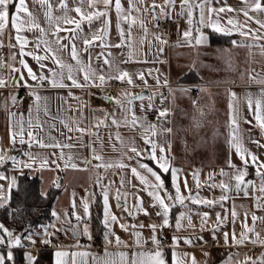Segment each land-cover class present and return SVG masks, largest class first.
<instances>
[{"label": "crops", "instance_id": "0c3cea01", "mask_svg": "<svg viewBox=\"0 0 264 264\" xmlns=\"http://www.w3.org/2000/svg\"><path fill=\"white\" fill-rule=\"evenodd\" d=\"M25 2L44 32L41 34L39 29L31 31L26 29L21 32L20 35L28 41L23 51L44 56L46 59L37 62L30 55L21 56V47L10 25L0 34V47L6 44L10 46L7 64L0 53V79L6 81L7 85L0 87V155L12 156L17 161L31 163L27 155L30 153L35 157L36 162L31 169L23 168L22 165H13L11 160H6L0 165V175L7 178L0 180V187L3 189L0 195H6L5 200L9 199V184L13 179L16 181L18 174L26 172L30 176L36 175L39 178L41 195L42 193L45 195L51 188L58 189L52 206L59 205L58 201L62 200L63 205L72 209L80 199H87L88 235H82L78 241L70 240L71 242L58 244L40 242L34 238L33 244L27 242L24 236L35 227L21 234L13 232L7 226L13 233L21 236L24 255L31 253L37 256L38 251H41L39 256L45 259L42 264H54L55 251L63 250L69 253L88 254L83 257L77 256V264H105L111 261L120 264L118 254L126 253L128 264H131L134 253L157 250L146 247L147 241L151 240L153 235L149 225L153 224L157 226L155 230L157 240H159L158 230L161 227H164L170 235V246L159 248L164 253L166 264H171L173 251L185 259V264H190L191 257H195L196 264H223L229 256L232 258L231 264H244L246 258L251 261L264 255V246L254 251L250 250L251 245L261 244L251 242L256 240L257 235L260 241H264V193L259 190L264 185V180L257 175V167L249 159L247 175L244 178L248 186L245 189L242 184L241 189L236 190L232 177L236 168L244 166L236 155L235 148L229 143L234 127L230 121L229 104L231 103L234 109L231 115H234L238 124L236 136L239 142L246 152L258 157V162H264V130L257 125L247 104V99L251 97L253 110L257 99H260L264 105V96H261L264 84L257 82L264 79V56L261 55V48L264 47V28L256 23V21L264 23V12L250 10L253 0H247V3L242 0H210L208 6L214 9L222 7L226 9L220 13L213 12L211 19L215 21L219 18L220 27L231 30L230 35L200 25L199 9L194 8L191 26L193 34L187 39L184 38L183 33L188 31L190 26L187 23V10H184L183 16L180 15L181 0H175L174 6L166 7L164 11L157 7L154 12L148 10L153 0H144L143 4L139 0H133L135 8L140 10L138 12L132 10L130 13L128 0H121L125 10L119 21L120 30L124 33L123 39L117 31L114 0L108 10V16L95 18L91 23L81 20L80 15L73 9L80 7L87 16L94 10H103L102 4L92 9L88 7V0H64L67 9H63L60 7L61 0H47V4L51 5L53 17L49 21L45 17L47 4L41 6L35 0H25ZM155 3L163 5L164 0H155ZM228 8L235 11H227ZM9 11L10 13L13 11L12 6ZM243 11H248L252 19H247ZM152 13L155 14V18ZM205 14L207 16V12ZM123 16H129V21H125ZM65 17L79 21L80 28L77 29L74 24H65ZM163 17H171L177 21V26L168 36L158 32L154 26L156 20ZM228 19L237 22L235 29L227 23ZM105 20L108 21L107 25ZM132 20L135 23H131ZM130 23L131 29H129ZM57 25L61 29L72 31L62 30L53 35ZM105 27L106 36L101 31ZM241 31L247 35L241 36ZM200 34L207 39L197 45L194 37ZM211 35L220 37L221 42H212ZM253 35L262 38L255 39ZM94 36H103L104 39L95 40L85 51L84 40H92ZM57 37L60 38L59 45L56 43ZM156 37L160 39L157 40ZM43 41L47 42V46L62 63L73 65V76L82 84L83 74L75 70L78 66L70 56L73 43L81 63L85 66L90 64L91 70L97 77L104 75L107 78L105 82L121 72L128 73L132 79L131 85L127 83V77L123 81L118 80L120 86L103 97L123 101L125 93L132 95L141 89H146L149 96L133 100L131 105L125 104L123 108L113 100L105 101L102 98L89 104L85 88L70 86L71 82L66 79L67 70L60 69L51 59V54L44 51ZM233 41L236 42L235 45ZM116 44L121 46H112ZM60 45L67 47L61 49ZM21 59L37 77L44 75L48 79L58 80L59 73L63 71L65 76L63 83L68 86L54 88L47 80L43 83L39 80L33 81L28 77L27 70L21 66ZM105 59L111 66L104 63ZM40 64L45 67L41 68ZM13 68L18 71L14 72ZM53 72L57 74L55 77L52 75ZM141 74L143 79L139 78ZM21 76L24 77L23 80L20 79ZM186 76L188 78L183 79ZM94 79L95 83L100 85V81L95 77ZM165 81L169 86H166ZM17 86H30L31 93L41 97L39 112L33 96L28 102L20 99ZM160 91L164 95H160ZM233 92L236 94L234 99L230 96ZM193 94L196 95V100L192 99ZM12 97L16 98L15 103ZM13 104L18 106L13 108ZM149 105L157 110L153 119L147 117ZM45 106L48 115L44 114ZM129 108L138 118L136 125L132 124ZM161 110H167L165 117L159 116ZM10 113L13 114L11 117ZM113 116L117 124L112 123ZM21 117H23L24 143L20 142L21 136L18 134ZM29 119L33 125L31 128L28 125ZM37 122L41 127L35 126ZM10 124L12 131L17 133L14 144L9 139ZM197 124L200 126L196 127ZM149 125H155V135ZM69 127L72 131L68 130ZM77 128L83 131H76ZM166 129L172 131L169 133L165 131ZM29 131H32L34 136L31 141L27 135ZM145 138L157 144V157L161 155L159 147H164L163 155L170 169L179 170L177 183L181 194L186 197L184 203L181 205L174 203V200H168L164 196V191L160 190V195L170 206L168 226H162L164 217L162 214L157 215L161 209L148 194L156 190L141 184L131 171L132 168H136L137 172L149 181V185L154 183V178L141 169L140 164L148 165L161 176L163 181L164 175H167L168 184L164 183L165 189L169 195L175 196L171 172L161 171L156 162L148 158L152 149L150 144L144 143ZM41 142L45 145L59 146L41 147ZM131 147H135L141 155L138 157L129 151ZM94 156L100 159H95ZM44 160L48 161V165L41 168V162ZM229 162L235 168L229 167ZM109 164L113 166L105 167ZM118 164H123L125 167H117ZM72 165L76 167L73 168ZM97 165L101 166L97 167ZM259 171L264 173V169ZM193 174L197 175L199 184L193 178ZM185 180H187V189L184 187ZM54 181L56 183H53ZM221 183L228 185L227 191L219 186ZM105 190L108 192L110 214L117 217L116 222H112L109 218L110 228H106L104 224ZM96 195L99 196L101 203L102 228L100 234L94 236L90 217L94 212ZM117 195L119 200L116 199ZM222 195H226L228 199L221 201ZM189 196L198 199L201 203H192L191 199H187ZM137 197L140 200V211L134 208ZM203 201H214V204H204ZM233 210L237 213L234 223ZM181 213H184L186 218L181 222L183 226L177 230L176 219ZM205 213L207 220L202 226L201 220ZM217 213L221 217L220 223H217ZM253 215L257 217L255 222L252 220ZM189 216L192 226L188 225ZM225 217L227 218L224 219ZM242 223H246L248 229L253 231L247 232L249 239L244 243L233 245L232 233L235 232L239 238L241 232L245 231ZM121 225H126L127 230L122 229ZM225 232L229 234L227 245L224 244ZM133 233L140 234L141 247L136 246V236ZM106 234L110 243L105 240ZM116 237L122 241L120 245L116 244ZM173 237L177 241L175 247L172 246ZM186 240L191 243H185ZM89 242L98 248H89L87 246ZM0 249L8 250L2 246ZM106 252L109 255L106 256ZM204 253L208 255L205 256ZM71 259L69 256V264ZM19 264H26L24 258Z\"/></svg>", "mask_w": 264, "mask_h": 264}, {"label": "snow or ice", "instance_id": "6c2138e0", "mask_svg": "<svg viewBox=\"0 0 264 264\" xmlns=\"http://www.w3.org/2000/svg\"><path fill=\"white\" fill-rule=\"evenodd\" d=\"M35 2L39 3L41 6H44L47 4V0H35ZM139 2L141 4H143L144 0H139ZM242 2L247 3V0H242ZM210 3V0H181L180 2V7H181V12L180 15L183 16L184 15V10H187V23L189 24V30L185 31L183 33L184 38H190L192 37V25H193V9H199V24L202 26H206V27H210L213 31L215 32H222L224 34L230 35L231 30H226L220 27L219 24V18H217V20L213 21L211 19V15L213 12H224L226 9L225 8H219V9H214L210 6H208ZM98 4H102L103 5V10H94L93 12H91L89 15L85 16L83 14V12L81 11L80 7H76L73 9V11H75L78 15H80L81 20H87L89 23H91V21L95 18H100V17H107L108 16V10L112 7L113 5V0H88V7L92 8V9H96V6ZM114 4H115V12L117 15V31L120 34L121 39H123L124 37V33L123 31L120 30V24L119 21L122 17V14L124 13V8L121 5V0H114ZM175 4V0H164V4L163 5H157L155 3V0H153V3L150 5L149 7V11H151L152 9H155L157 7H160L162 11H164V9L166 7H171L174 6ZM10 6H12L13 11L10 13L9 8ZM48 10L45 12V17L47 20L51 21L53 19L52 17V12H51V5L47 4ZM60 7L63 9H67V5L66 3H64V0H61V4ZM132 10L135 11H139L140 9L135 8V5L133 4V0H128V12L130 13ZM250 10L251 11H255V12H264V0H253L252 5L250 6ZM227 11H235V9L232 8H228ZM207 12V16L206 13ZM23 14V16L21 15ZM153 14V18H155V14ZM167 14V13H165ZM243 15L247 18V19H252V17H250L248 15V11H243ZM59 19V18H58ZM123 19L125 21H129L130 17L129 16H123ZM64 23L65 24H74L76 26L77 29L80 28V22L75 20V19H70L65 17L64 18ZM131 23H135L134 20L131 21ZM131 23L129 24V29H131ZM227 23L229 25L233 26V29H235L237 27V22L234 21L233 19H228ZM256 23H258L260 25L261 28H264V23L260 22V21H256ZM108 24V21L105 20V25ZM10 25L11 29L16 33L15 35V39L17 41V43L20 45L21 47V56L23 55H30L32 56V58L34 60H36L37 62L46 59V57L44 56H39V55H34L32 53H24L23 49L24 46L28 43V41L20 35L21 32L25 31L26 29L31 31L32 29H39L41 34H43L44 29L40 28V25L36 22L35 18L33 17L32 13L29 11L25 0H0V34L3 33V31L5 30L6 27H8ZM243 27V26H240ZM62 30H67V31H72L71 29H61L59 27V25L56 26V30L53 33V35H56V33H58L59 31ZM101 31L104 33V36L107 35V29L106 27L104 29H101ZM197 31H199V29H197ZM241 36H245L247 35V33L241 31L240 32ZM129 36H130V31H129ZM253 38L255 39H260L262 37H258L253 35ZM73 40L75 39V37L72 38ZM104 37L103 36H94L92 40H88L85 39L84 40V44H85V51H87V46L92 44L95 40H101L103 41ZM157 40H159V37H156ZM195 39V43L197 45H200L202 43L205 42V40L207 39L206 36H204L203 34L197 35L194 37ZM190 42V41H189ZM43 43L45 44V49L44 51L46 53H50L51 54V59L54 61V63L60 68V69H66L67 70V77L66 79L69 80L71 82V87H88V86H92V87H97V86H101L104 84L105 80L107 79L104 75H99L98 77L96 76V73L93 72L91 70V66L90 64L85 66L81 63L78 53H77V49L75 44L73 43L71 46V51H70V56L71 59L73 61H75L76 65L78 66L75 70L79 73L83 74V80L84 83H80L74 76H73V65L70 64H64L62 63L55 55L54 52H52L51 48L47 46V42L43 41ZM56 43L59 45L60 44V38L57 37ZM235 41H233V44L235 45ZM102 46H107V45H102ZM113 47H120L121 44H116V45H112ZM244 46V45H241ZM37 47H39V44L37 45ZM61 49L67 47L65 45H60ZM248 47H251V45H248ZM261 55L264 56V47L261 48ZM14 58V57H13ZM105 64H109L110 62L105 59L104 61ZM20 64L21 66L27 70V74L28 77L30 79H32L33 81L39 80L41 83H43L45 80L48 81L49 84H51L52 87L54 88H63V87H67L68 85H65L63 83V80L65 79L64 76V72L61 71L59 73V79H48V77L44 76V75H40L39 77H37V75L33 72V70L28 66V64L21 59L20 60ZM41 68H44L45 66L43 64H40ZM14 72L18 71V69L13 68L12 69ZM53 77H55L57 74L55 72L52 73ZM98 79L100 81V85H97L95 83V79ZM127 79V83L129 85L132 84V79L128 76V73L126 72H121L119 73L117 76L115 77H110L111 79H117L120 81H123L125 78ZM140 79H143L142 74L139 77ZM252 78V77H250ZM21 80L24 79L23 76L20 77ZM258 83L264 84V79H260L257 81ZM146 83V82H145ZM159 83V82H158ZM165 84H167V81H165ZM6 86V81H4L3 79H0V87H5ZM30 95H32L34 97V104L37 108V111H40V101H41V97L35 93H29ZM71 95V94H70ZM230 96L234 99L236 94L230 93ZM261 96H264V90L261 91ZM125 99L122 101L120 99H115L112 97H107L106 99H110L113 100L117 105H119L121 108L124 107L125 104L131 105L133 100L135 99H143L142 96L140 97H134L132 96L130 93H125L124 94ZM151 99V98H149ZM13 103H15L16 98L12 97ZM247 104H248V108L249 111L253 113L254 119L257 123V125L264 130V105H262V102L260 99H257L255 102V109L253 110V101L251 99V97H249L247 99ZM151 108V105H149V109ZM229 108H230V121L231 124L234 126L233 127V131H232V136L231 139L229 141L230 145L232 147L235 148V152L236 155L239 157V159L241 160L242 164H243V168H236L235 171V175L232 177V179H234L235 181V188L237 191H239L241 189V185L244 184L245 189L247 188L248 184L245 183L244 178L247 175L246 169L248 167V163H249V159L251 160L252 164L255 165L257 167V175L260 176L262 178V180H264V173H261L259 170L260 169H264V162H258V157L251 154L250 152H246L243 149L242 144L239 142L237 136H236V132L238 130V124L236 122V119L234 117V115H231V113L234 111L233 109V105L230 103L229 104ZM128 111L132 114V124L136 125L138 123V118L135 116V113L132 112V109L129 108ZM44 114L48 115V110L47 107L45 106L44 108ZM10 113V117H11ZM167 115V110H161L159 111V116L160 117H165ZM246 123H251L250 121H245ZM63 123V121H62ZM101 123H103V121H101ZM112 123L113 124H117V121L115 119V117L113 116L112 118ZM28 125L31 128L32 125V121L31 119H29L28 121ZM36 127H41V125L39 124V122H37V124L35 125ZM67 127V125H65ZM200 125L197 124L196 127H199ZM149 128L152 130L153 135H155V125H149ZM69 131H72V128H68ZM76 131H83L82 129L77 128ZM145 131H148V129H145ZM166 132H171V129H166ZM23 133H24V128H23V117L20 118V132L18 133L21 136V143H24L25 141L23 140ZM16 135L17 133L12 131L11 128V124L9 127V139L11 143H15L16 142ZM28 135V139L31 141L34 139L33 136V132L29 131L27 133ZM255 142V141H254ZM144 143L145 144H150L151 145V153L149 154V157L151 160L155 161L157 166L159 167V169L163 172H171V178H172V187L175 190V196L172 197L171 195L168 194L167 190L165 189L164 186V181L162 180L161 176L158 175L155 171H153L152 168L148 167V165L146 164H140L139 167L141 169H144L145 172H147L148 174L151 175V177L154 178V183H152L151 185H149V181L145 179L144 176L140 175V173L137 172L136 168H132V174L134 176H136L139 180L140 183L145 185L146 187L150 186L153 189H155L156 191H151L149 192V196L152 197V199L156 202V204L159 205L161 212H158L157 215H163L164 220H163V225L162 226H168V214L170 211V206L168 204L165 203V198H162V196L160 195V190L164 191V196L168 199V200H174V203H179V204H183L184 200L186 199V197H184L181 194L180 191V186L177 183L178 180V171L177 169H170L169 167V163L165 157V155H163V153H165V148L160 146L159 147V151L161 153V155L159 157H157L156 155V150H157V144L150 140L145 138L144 139ZM41 147H58L59 145H45L42 142L40 143ZM169 150H170V145H169ZM129 151L133 152L136 154V156H140L141 152H139L135 147H131L129 149ZM29 161H31V163L29 162H20L17 161L14 157H10V156H5V155H0V165H2L3 163L6 162V160H11L13 165H22L23 168H29L31 169L33 167V164L36 162L35 157H33L30 153L27 154ZM95 159H100V157L98 156H94ZM48 165V161L44 160L41 162V168H45ZM101 165H97V167H100ZM113 165L109 164L106 165L105 167H112ZM117 167H125V165L123 164H118L116 165ZM73 168H75V165H72ZM229 167H233L235 168L234 165L231 164V162H229ZM223 175V172L221 173ZM193 178L197 181V184H199L198 178L196 174H193ZM3 179H7L6 177L0 175V180ZM53 183H56L55 181ZM13 184H15V180L13 179L10 184H9V193L11 191V188L13 186ZM58 186V185H57ZM121 186H123V181H121ZM222 189H224L225 191L228 190V185L221 183L219 185ZM184 187L185 189H187V180L184 181ZM262 193H264V185H262L259 189ZM3 192L2 187H0V193ZM42 195H44L42 193ZM104 216H105V220H104V224L106 228H110V224L108 223L109 218L111 219L112 222H116L117 221V217H115L114 215L110 214L109 211V204H108V192L107 190L104 191ZM245 195H247V191H245ZM117 200H119V195H117L116 197ZM187 199H191L192 203H201V201H199L196 198H193L191 196L187 197ZM228 199V197L226 195H222L220 197L221 201H224ZM136 204L134 205V208L136 209V211H140V200L139 197L136 198ZM202 203L204 204H214V201H203ZM4 205V198L3 196H0V207H2ZM127 210V209H125ZM84 212L85 215H87L88 213V206L87 203L84 204ZM131 214V213H130ZM53 215L55 216L56 213L53 212ZM73 215H75V213H73ZM145 215H147V213L145 212ZM237 213L235 212V210L232 211V218H233V223L235 222ZM245 216H247V214H245ZM185 214L181 213L180 216L177 217L176 219V228L177 230H179L183 225H182V221L185 219ZM227 217H225L224 219H226ZM77 219L79 220L80 217L77 216ZM257 219V217L255 215H253L252 220L253 222H255ZM188 220V225L192 226L191 224V218L190 216L187 217ZM207 220V213L203 214L202 216V220H201V224L203 226V224L206 222ZM221 222V217L220 214L217 213V223ZM135 227V226H133ZM140 227H143V225H140ZM149 227L152 229L153 231V235L151 237V241L153 244L157 245V250L153 251H149V252H141V253H134L133 254V258L131 260V264H166V260L164 257V253L159 249V241L156 238L155 235V230H156V225H149ZM242 227L245 229V231H242L240 234V237L237 238L235 232L232 233L231 236V240L233 245H238V244H242L244 243L246 240L249 239L247 232L249 231H253V229H248L247 224L246 223H242ZM121 228L124 230H127V226L126 225H121ZM45 235H48L47 233V229L44 230ZM84 234L88 235V231L87 228H85L84 230ZM107 235L105 236V240L106 242H109L107 240ZM133 235L136 236V246L137 247H141L142 245L140 244V234L139 233H133ZM90 238V237H89ZM21 236L19 235H15L11 230H9L7 227H5L3 224H0V246L7 248L8 251L6 252V254H0V264H8V262H13L14 264V256H13V252L12 249L17 248V247H23L22 243H21ZM27 239L31 242V243H35V241L32 239V236H28ZM176 238L173 237V241H172V246L175 247L176 245ZM229 242V234L227 232L224 233V244L227 245ZM252 243H256V242H260L261 244H264V241H260L259 240V235H257L256 240L251 241ZM44 243H51L50 240H44ZM122 243V241H120L119 237H116V244L120 245ZM185 243H191V241L186 240ZM127 246V245H125ZM88 255L87 253L84 252H73V253H69L67 251H63V250H57L54 253V264H69V260L68 257L71 256V264H77L76 261V257L77 256H86ZM105 255H109L107 252L105 253ZM120 256V264H128V259H127V254L126 253H119L118 254ZM205 256H207V253H204ZM185 256H187V254H185ZM138 257V258H137ZM24 260L26 261V264H38V256H34L31 253H25L24 255ZM231 256H229L224 262L223 264H231ZM105 264H115V261H111V262H105ZM171 264H185V259L183 257H181L178 253H176L175 251L172 252L171 254ZM190 264H196V260L195 257H191V261ZM244 264H264V255H262L259 259L257 260H251L249 261V258L245 259Z\"/></svg>", "mask_w": 264, "mask_h": 264}, {"label": "trees", "instance_id": "16d2710c", "mask_svg": "<svg viewBox=\"0 0 264 264\" xmlns=\"http://www.w3.org/2000/svg\"><path fill=\"white\" fill-rule=\"evenodd\" d=\"M211 41L220 43L221 38L211 35ZM186 76L183 79H187ZM1 168V167H0ZM164 183L168 184V177L164 175ZM58 194L57 188H51L45 195L39 192V178L36 175H28L22 172L17 175L14 186L9 193L8 203L0 207V222L8 226L13 232L25 233L32 227H36L51 217L52 203ZM100 198L98 195L94 199V212L90 217L91 230L93 235L100 234L102 225L100 222ZM8 250L0 249V254H6ZM14 264H19L24 258V251L21 247L12 249ZM38 264L44 262V258L39 256ZM13 264V262H8Z\"/></svg>", "mask_w": 264, "mask_h": 264}, {"label": "rangeland", "instance_id": "374dc122", "mask_svg": "<svg viewBox=\"0 0 264 264\" xmlns=\"http://www.w3.org/2000/svg\"><path fill=\"white\" fill-rule=\"evenodd\" d=\"M5 196L6 195H3V198ZM7 201V198L6 200L4 199V204H6ZM85 203H87L86 198H84V200L80 199L79 203L75 207L70 209L62 204V200H59V205H53L51 207L50 219L43 222L41 225H38L37 227L33 228L24 237L27 238L30 235L32 236L33 240L34 238H36L37 241L40 242H44V240H50L51 243L57 244L80 240L81 236L85 235L84 230L85 228H87V215H85L84 212ZM53 212L56 213L55 216L53 215ZM73 213H75V215H73ZM77 216L80 217L79 220L77 219ZM0 224H3L5 227H7L2 222H0ZM45 229H47L48 235H45ZM14 234L19 235L16 233ZM26 241L29 242L28 239Z\"/></svg>", "mask_w": 264, "mask_h": 264}, {"label": "built area", "instance_id": "2783aa9c", "mask_svg": "<svg viewBox=\"0 0 264 264\" xmlns=\"http://www.w3.org/2000/svg\"><path fill=\"white\" fill-rule=\"evenodd\" d=\"M155 29L158 32H162L168 36V34L177 26V21L174 18L171 17H163L160 19H157L155 22ZM9 44H6L4 46L0 47V53L2 54V58L4 62L7 64L8 62V50H9ZM235 83H237L235 81ZM7 86V85H6ZM120 86V82L117 79H108L103 85L97 86V87H84L86 94H87V102L93 103L98 99H101V96L103 95H108L113 92V90L117 87ZM166 86H169V84H166ZM19 93H20V99L23 102H28L32 99V95L29 93L31 92L30 86H17ZM160 95H164L162 91L159 92ZM192 99L196 100L197 97L195 94L192 95ZM18 105L13 104V108H16ZM157 110L155 107H151L148 110L147 117L148 119H153L156 116ZM159 234V248H165L170 246V235L166 231L164 227L159 228L158 230ZM89 248H98L94 245H92L90 242L87 245ZM264 246V244H256V245H251L250 250L254 251L259 249L260 247ZM147 248H157V245L153 244L151 240L147 241L146 244ZM30 250H35V249H30Z\"/></svg>", "mask_w": 264, "mask_h": 264}, {"label": "water", "instance_id": "95a60500", "mask_svg": "<svg viewBox=\"0 0 264 264\" xmlns=\"http://www.w3.org/2000/svg\"><path fill=\"white\" fill-rule=\"evenodd\" d=\"M152 11L154 12V9H152ZM132 96H134V97H140V96H142L143 98H147L148 96H149V94H148V91L146 90V89H141V90H139L138 92H136V93H134V94H132ZM101 98L103 99V100H107L105 97H103V96H101ZM136 100V99H135ZM12 157V156H11Z\"/></svg>", "mask_w": 264, "mask_h": 264}]
</instances>
